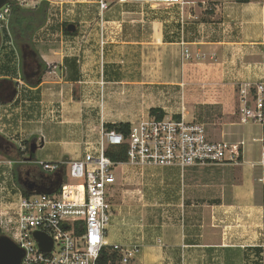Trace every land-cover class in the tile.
Segmentation results:
<instances>
[{"label": "crops", "instance_id": "0c3cea01", "mask_svg": "<svg viewBox=\"0 0 264 264\" xmlns=\"http://www.w3.org/2000/svg\"><path fill=\"white\" fill-rule=\"evenodd\" d=\"M106 2L101 12L99 0H87V14L79 20L88 23L87 38L99 35L101 28V36L106 34L96 55L69 46L65 53H54L60 59L56 70L37 49L46 66L38 84L42 65L27 80L21 52L19 63L16 56L7 58L11 38L0 40V155L24 166L17 176L30 180L29 189L49 191L60 177L59 164L81 157L84 142L95 141L101 125H130L153 116L150 108L162 109L164 116L182 113L186 120H200L211 140L243 141L239 161L141 169L119 163L115 172L123 168L111 192L114 213L106 239L111 233L113 243L140 245L128 264H264V165L259 163L264 130L252 136L260 143L255 155L244 147L246 132L239 124L246 123L237 114L239 85L264 83V0H184L176 4L180 12L175 17L145 20L124 16L128 3ZM151 3L152 8L163 5ZM186 8H192L190 13ZM79 32L77 26L70 37ZM97 38L90 40L97 44ZM201 106L219 109L223 121L214 135L204 115L192 113ZM32 142L36 157L19 156ZM40 161L59 166L46 171ZM171 168L180 171L179 188L167 179L169 193L153 194L151 203H145L140 188L131 195L124 188L134 181V169L142 174ZM154 182L151 176L142 183Z\"/></svg>", "mask_w": 264, "mask_h": 264}, {"label": "built area", "instance_id": "2783aa9c", "mask_svg": "<svg viewBox=\"0 0 264 264\" xmlns=\"http://www.w3.org/2000/svg\"><path fill=\"white\" fill-rule=\"evenodd\" d=\"M24 4L26 0H16ZM107 0H99L102 12ZM119 3H177L184 0H116ZM10 7L0 8V40L10 37L8 19ZM189 58V52L184 51ZM239 120L259 122L264 130V83H242L237 89ZM264 165V139L261 140ZM126 145V163L137 168L205 166L236 163L243 141L231 142L208 138L203 122L180 117L161 119L147 116L129 125L128 133L106 129L103 125L95 141H85L81 157L63 161L66 178L49 191H33L24 196L21 191L14 210L0 211V228L22 250L20 264H97L103 251L116 253V264H128L140 251V245L109 243L107 227L114 213L111 202L115 185V168L121 162L106 155L110 145ZM9 167L13 161L8 159ZM43 170L54 171L55 164L40 161ZM51 238L49 251L38 245L34 233ZM105 264H112L108 260Z\"/></svg>", "mask_w": 264, "mask_h": 264}, {"label": "rangeland", "instance_id": "374dc122", "mask_svg": "<svg viewBox=\"0 0 264 264\" xmlns=\"http://www.w3.org/2000/svg\"><path fill=\"white\" fill-rule=\"evenodd\" d=\"M41 1L42 0H26V2L23 5L30 7L29 5H33V4L37 5ZM48 1L51 3V7L49 10L50 14L46 21V24L36 32V35L34 36V44L36 49H39L41 53H45V55H48V61H50L49 63L51 67L57 70L60 61L58 54L55 55L54 53L55 52L65 53L66 48L69 46L71 47L72 45L75 47L87 48L90 50L92 56H95L96 52L94 51L96 50V48L101 47L99 46V43H101L102 41L105 42L106 34H104V36H101L102 33V28H101L99 31V35L93 32L90 37L88 36L89 39L87 38L88 29L86 25L88 23L79 22V20H82L81 16L87 14L86 10H84V8L86 7L85 2L87 0H48ZM111 1L113 2L115 0H111ZM192 1L199 3V1L201 0H192ZM207 1L211 2V0H207ZM171 4H175V5H171ZM176 4L177 3H165V4L163 3V5L162 4L160 5V7L152 8L151 2H130L128 3L127 6L125 5L126 7L123 6L125 9L124 16L129 15L132 18L142 17L144 20L145 18H151V17L162 19L166 15L175 17L180 12V9L176 7L177 6ZM92 10L94 13L95 9ZM185 10L188 13H190V10H192V8H186ZM182 11L183 10H181V12ZM91 16L93 17L94 14ZM64 22H69V23L72 22L79 27L80 32L79 35L75 37V39L70 37V35H65L63 33L62 25ZM100 25L102 26V22ZM112 31H114V29ZM110 36L112 35L109 34V38H111ZM96 37H98L97 41L99 39V42L97 44L95 41L90 40ZM7 41L10 42V39H7ZM7 41L5 40V42ZM100 45L104 47L105 43L104 44L102 43ZM3 47L4 46H0V51L3 49ZM8 47L9 48L7 50L5 49L6 50L5 56L7 58H13V57L15 58L16 56V59L19 63L20 61V56L18 52L19 50H17L13 46V44H9ZM85 59L86 61L88 60L87 57H85L83 60ZM93 59L96 60V57H94ZM82 61L80 63H82ZM192 113H194V115L196 116L197 114L204 115L203 120L207 124V129L209 131V134L211 133L212 135H214L215 133H217L216 132L218 131L217 128L219 124L222 123L223 121L218 115L219 109H217L216 107L201 106L196 108V110L193 111ZM237 114L239 118V109ZM238 121L240 122L239 119ZM239 128H242V130L246 132L245 135L243 136L245 138L244 147H246V149L250 150L253 154L256 155L258 153L260 143L253 141L252 136L259 137L260 134L262 135L263 124L259 122H248L246 124H241V125L239 124ZM35 157L36 155L33 156V158ZM7 161L8 159L6 157L0 155V211L1 210L4 211L5 209H8L12 212L15 208V204L18 199V193L20 191L19 185L25 187L28 184V181L30 180H26L22 177L17 176L18 183L15 182V180L12 177V167H9ZM59 165L61 166L62 163ZM23 167H24L23 165L19 166V163L15 165L17 174L23 171ZM36 167L33 168V173H35V171L37 170ZM122 168H123L122 165H120L117 168L118 171L115 172L116 183L120 181L119 171ZM139 172H140L139 170L137 171L136 169H134L133 174L130 173L134 181H132L133 183L131 182L130 184H124V188L131 189V192H127L128 195H131L133 192L137 193L138 189L140 188V192H142V194L144 195L143 198L146 200L145 203L148 202L151 203L152 201L148 199H150L153 194L154 195L157 194V192L167 193V194L169 193L166 184L167 179H171L174 182L177 181L176 186L177 188H179L178 186L180 181L179 170H177L176 172L175 169L173 168L172 171L166 170V172L165 171L160 172L158 169H155L151 173L150 172L147 173L146 171H144L142 174H140ZM151 176H153V178L157 182L150 183L149 185L142 183L145 181L146 177L150 179ZM37 178L39 177L37 176ZM171 191H175L174 186H172ZM107 240L109 243L112 244L115 241L114 235L110 233Z\"/></svg>", "mask_w": 264, "mask_h": 264}, {"label": "trees", "instance_id": "16d2710c", "mask_svg": "<svg viewBox=\"0 0 264 264\" xmlns=\"http://www.w3.org/2000/svg\"><path fill=\"white\" fill-rule=\"evenodd\" d=\"M235 1L247 2L248 0H235ZM7 4L10 7V15L8 19V32L13 46L19 51H21L22 48L31 49V51L33 52V59L35 61L33 62L31 69L34 72V74L36 71L35 66L38 64L42 65L41 74L36 78V83L38 84L41 81V77L42 74L45 72L46 66L44 65L45 63L41 59L38 50L35 47L34 36L36 35V32L46 24V21L50 14L49 10L51 7V3L48 0H42L33 7H27L20 4L16 0H8ZM69 24H70L69 22L63 23L62 25L63 33L65 35H75L77 33V25H75L76 27L74 31L70 32L67 30V26ZM33 76L30 77L24 73V78H26L27 80L29 77L31 80H33L34 78ZM149 113L151 115H154L158 119H161L165 115L164 111L159 108H150ZM104 127L106 129L122 131L125 133V135H127L129 129V123H124V122L112 123V124L107 123L104 124ZM29 152H30V144H26L25 148L22 151H18V155L23 156V154H28ZM105 152L107 156H109L113 161L116 162H125L127 159L125 144L110 145L106 148ZM15 165L16 164H13L12 166V177L15 180V182L18 183ZM60 167H62L61 172L59 174L60 177H58L57 181L54 184V187H57L59 183L64 181L66 178L65 166L61 165ZM19 186H20V191L24 196H28L33 192V190L29 189L27 186L25 187L21 185ZM2 234L3 232L0 228V235ZM118 259L119 256L116 253L108 254V252L105 250L102 252L101 257L99 258L97 264H105L108 262V260H111L112 264H116Z\"/></svg>", "mask_w": 264, "mask_h": 264}, {"label": "water", "instance_id": "95a60500", "mask_svg": "<svg viewBox=\"0 0 264 264\" xmlns=\"http://www.w3.org/2000/svg\"><path fill=\"white\" fill-rule=\"evenodd\" d=\"M8 0H0V8L7 4ZM75 29V25L70 23L67 26V30L72 32ZM36 150V143H30V152L28 159L33 157ZM39 247L43 251H49L51 249L52 241L45 233L36 231L34 233ZM23 256V250L6 234L0 235V264H20V260Z\"/></svg>", "mask_w": 264, "mask_h": 264}, {"label": "flooded vegetation", "instance_id": "af4514ba", "mask_svg": "<svg viewBox=\"0 0 264 264\" xmlns=\"http://www.w3.org/2000/svg\"><path fill=\"white\" fill-rule=\"evenodd\" d=\"M21 52V67L23 73H25L28 76H33L34 72L31 70L34 59H33V52L31 49H24L22 48Z\"/></svg>", "mask_w": 264, "mask_h": 264}]
</instances>
